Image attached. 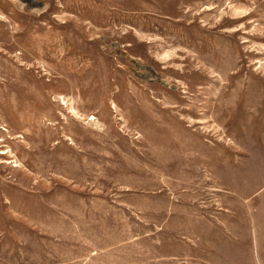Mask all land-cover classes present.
I'll return each instance as SVG.
<instances>
[{
  "label": "rangeland",
  "instance_id": "rangeland-1",
  "mask_svg": "<svg viewBox=\"0 0 264 264\" xmlns=\"http://www.w3.org/2000/svg\"><path fill=\"white\" fill-rule=\"evenodd\" d=\"M0 264H264V0H0Z\"/></svg>",
  "mask_w": 264,
  "mask_h": 264
},
{
  "label": "crops",
  "instance_id": "crops-1",
  "mask_svg": "<svg viewBox=\"0 0 264 264\" xmlns=\"http://www.w3.org/2000/svg\"><path fill=\"white\" fill-rule=\"evenodd\" d=\"M44 207H48V205L45 204L43 206V204H41V207L39 208V210H36V211H38L39 216H40V220H39V224H38V225H40V227L46 225L50 221H52V222L55 221L56 222V225H57L58 224V222H57L58 220H61V221L65 220V217L60 213V210H57V209L56 210H54V209H47V208H44ZM73 207H75V209L78 208L77 204L75 206H73ZM66 210H68V209H66ZM28 212L29 213H32V212L35 213V210L30 209ZM68 212L71 213L70 210H68ZM32 216L35 219H37V215L36 214L29 215V218L31 219ZM52 222H50L49 224H52ZM32 225H36V222H35V224H32ZM24 226H25V229H24V240L27 241V242L28 241L29 242L35 241V242H38L39 243L40 242V239H37L36 238L38 236L37 235H34V232L31 231L26 224ZM218 229H219V233L221 234L220 235L221 236L220 239L223 240L224 239V230H223V227L222 226H220V227L217 226V230ZM46 231L47 232H50V230L49 231L46 230ZM41 237H45V236L44 235H41ZM169 237L172 239V235H171V232L170 231H168V238Z\"/></svg>",
  "mask_w": 264,
  "mask_h": 264
}]
</instances>
